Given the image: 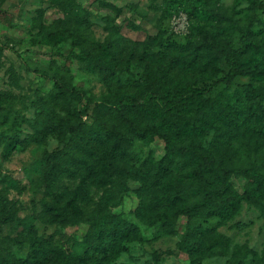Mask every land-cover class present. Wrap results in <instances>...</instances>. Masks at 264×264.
<instances>
[{"label":"rangeland","instance_id":"rangeland-1","mask_svg":"<svg viewBox=\"0 0 264 264\" xmlns=\"http://www.w3.org/2000/svg\"><path fill=\"white\" fill-rule=\"evenodd\" d=\"M261 4V6H259ZM223 15L219 39L234 48L241 45V33L252 24L255 35L264 40V0H0V194L21 220L0 226V262L23 260L30 240H48L61 250L73 249L87 232L85 215L101 196L105 168L109 162L130 169L143 168L148 159L158 160L165 153L162 139H138L123 127L126 136L111 148H94L80 130L94 119L109 120L110 110L102 113L95 105H109L106 98L131 88V80H149L153 73L172 60L171 74L195 87H209L227 72L219 61L200 77L199 63L189 67L177 55L188 38H201L213 30V12ZM109 43L122 72L105 80L102 74L88 70L85 64L69 56L70 52L95 50ZM62 54V55H59ZM242 83L262 85L240 75L230 86L220 85L207 95L230 98ZM60 84L81 90L86 99L53 94ZM39 98L47 99L53 113H46ZM90 109L81 118L66 110L77 106ZM55 115L71 116L78 126L65 137L52 126ZM132 114L126 118L131 119ZM113 122V123H111ZM143 123H149L143 119ZM14 138L7 149V141ZM212 139L218 145L223 166L245 168L254 164L264 172V136L246 126L234 132L207 131L199 138L204 146ZM112 140L110 143H114ZM51 154V155H50ZM50 155V156H48ZM230 194L241 196L248 186L240 175L228 179ZM140 180L129 179L127 192L116 213L138 224L142 239L124 241L123 250L107 264H264V199L248 204L241 200L234 211L207 220L185 216L174 218L177 226L165 233L160 222L144 224L135 211L146 201ZM67 211L79 216L78 223L63 220ZM188 239L203 247L219 235L229 239L226 255L219 247L194 255L180 248ZM44 264H54L46 262Z\"/></svg>","mask_w":264,"mask_h":264},{"label":"trees","instance_id":"trees-1","mask_svg":"<svg viewBox=\"0 0 264 264\" xmlns=\"http://www.w3.org/2000/svg\"><path fill=\"white\" fill-rule=\"evenodd\" d=\"M212 12L217 22L213 30L201 38L191 35L179 49L184 54L177 57L189 67L199 63L202 78L208 68L224 61L228 68L224 76L214 79L207 88L195 87L172 76L173 61L170 60L165 68L149 76L151 80L147 77L139 81L132 79L130 89L106 98L105 103L119 107L116 110L108 108L111 107L109 105H95L100 113L103 112L101 109L110 110L109 119L113 121L114 118L116 123L110 125L109 120L96 118L91 125L80 124V130L95 149L102 147L101 144L113 148L117 142L127 139L120 131L119 119L135 138L152 139L157 136L162 139L165 143L164 155L158 160L148 159L139 169L109 162L102 182L104 190L84 218L88 224L87 232L74 243L73 249L61 250L49 245L48 240L32 239L27 257L15 259L11 264H107L123 250L124 241H140L142 233L138 224L122 213L114 212L121 206L129 179L142 182L140 189L147 198L136 209V217L147 225L160 222L163 231L168 234L176 231L174 218L177 216H185L188 223L193 218L207 220L230 214L241 200L253 204L264 199V172L261 173L254 164L245 168L223 166L222 158L217 155L218 143L212 139L209 146H204L199 140L207 131L225 134L246 126L264 136V83L261 86L242 83L230 98L207 95L220 85H232L234 78L240 75L263 81L264 40L255 35L250 23L246 31L239 28L241 45L232 47L228 40L219 39V23L223 15ZM111 52L109 43L104 42L95 50L70 52L69 56L82 61L88 70L102 74L107 80L113 78L117 71L122 72ZM61 95L76 98V103L86 99L81 90L62 84L54 92L53 99L58 100ZM39 101L51 117L53 108L50 102L45 98H39ZM77 105L72 109L67 106L66 110L81 118L90 109V104L85 103L83 109ZM127 114L133 117L128 119ZM143 119L155 125L143 123ZM51 122L55 129L61 130L63 137L78 126L71 116L55 115ZM13 139L7 141V149ZM112 140L115 142L110 143ZM232 175L243 176L248 182L241 196L229 192L228 179ZM62 219L71 223L80 221L73 211H67ZM15 220L21 219L10 208L6 196L0 194V226ZM189 236L188 231L179 246L190 255L217 246L220 254L227 253L229 239L224 235L208 241L203 247L199 242L190 241ZM195 259L194 264L197 262Z\"/></svg>","mask_w":264,"mask_h":264}]
</instances>
